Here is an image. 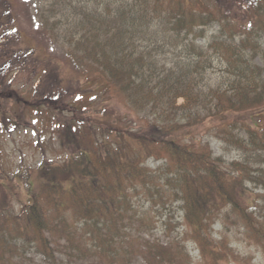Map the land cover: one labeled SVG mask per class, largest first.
<instances>
[{
  "label": "trees",
  "instance_id": "obj_1",
  "mask_svg": "<svg viewBox=\"0 0 264 264\" xmlns=\"http://www.w3.org/2000/svg\"><path fill=\"white\" fill-rule=\"evenodd\" d=\"M32 8L72 74L54 65L52 98H13L50 107L73 154L22 173L41 185L19 212L17 176L0 158V264H25L32 250L52 263L62 252L81 264L137 256L193 264L188 241L199 264H241L221 236L232 227L264 250V204L246 200L249 185L264 188V0H35ZM71 95L87 102L74 107ZM222 123L231 160L201 138ZM174 209L182 231L170 242L140 232L159 221L171 229Z\"/></svg>",
  "mask_w": 264,
  "mask_h": 264
},
{
  "label": "rangeland",
  "instance_id": "obj_2",
  "mask_svg": "<svg viewBox=\"0 0 264 264\" xmlns=\"http://www.w3.org/2000/svg\"><path fill=\"white\" fill-rule=\"evenodd\" d=\"M35 0H0V108L6 114V122H0V158L1 167L11 179L15 178V185L11 192L13 198L12 206L19 212L23 206L37 193L40 188V180L37 177L31 179L32 187L22 178V173L27 176L28 171H33L37 167L49 160L62 162L68 155H72V146L67 140V134L63 132L60 126L53 127L57 122V117L47 105L42 104L37 109L31 106L23 107L19 104L13 95L10 98L1 96L3 93L18 94L21 101H32V99L44 100L52 98L48 88L49 74L54 65H59L57 71L67 77L72 74L69 66L60 58L59 49L56 45L47 40L41 30L33 23V8ZM36 50V57L28 58V54ZM60 62V63H59ZM264 67V60H260ZM217 74V72H216ZM66 94H70L68 83L63 85ZM72 96V95H71ZM55 97V96H54ZM57 98V97H55ZM69 100L74 107L81 108L82 103L87 102L88 95L74 97ZM123 113L124 109L118 107ZM63 112L66 117L69 112ZM230 121L233 116H228ZM227 123V122H226ZM225 123L216 127V129L206 131L201 138L208 140L216 153L223 155L227 160L237 156L226 146V135L222 132ZM55 130V131H54ZM65 136V144L60 137ZM42 136V139H41ZM161 162L154 159L148 161L152 168L157 167ZM246 200L256 201L258 199L261 206L264 204V188H254L249 185ZM171 214L173 226L166 229L162 221L157 223V228H143L140 232L152 241L162 243L170 242L173 237L182 231V228L175 225L180 220L181 212L171 210L166 212ZM215 232L222 231L219 223L214 226ZM225 235L229 241L228 248L230 253L239 255L241 264H264V250L257 246L253 241L247 238L243 229L230 228L221 236ZM186 248L189 251L190 261L193 264H199V251L191 241L186 242ZM58 260L52 263L45 259L40 252L32 250L29 258L22 259L25 264H81L71 263L62 252L56 253ZM131 264H145L142 256L132 259ZM219 264H238L229 259L222 260Z\"/></svg>",
  "mask_w": 264,
  "mask_h": 264
}]
</instances>
